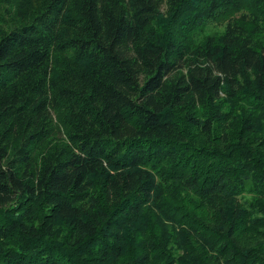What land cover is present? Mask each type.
I'll list each match as a JSON object with an SVG mask.
<instances>
[{
    "label": "trees",
    "instance_id": "16d2710c",
    "mask_svg": "<svg viewBox=\"0 0 264 264\" xmlns=\"http://www.w3.org/2000/svg\"><path fill=\"white\" fill-rule=\"evenodd\" d=\"M11 3L0 264H264V0Z\"/></svg>",
    "mask_w": 264,
    "mask_h": 264
},
{
    "label": "rangeland",
    "instance_id": "374dc122",
    "mask_svg": "<svg viewBox=\"0 0 264 264\" xmlns=\"http://www.w3.org/2000/svg\"><path fill=\"white\" fill-rule=\"evenodd\" d=\"M11 0H0V24L4 25L3 22H5V20L8 21V16L7 15H10L9 12H12V8H14L13 4L11 3ZM9 11V12H8ZM222 19H225V18H222ZM221 20L219 21H216V22H212L211 25V28L212 29H215L216 27H220L221 25Z\"/></svg>",
    "mask_w": 264,
    "mask_h": 264
}]
</instances>
